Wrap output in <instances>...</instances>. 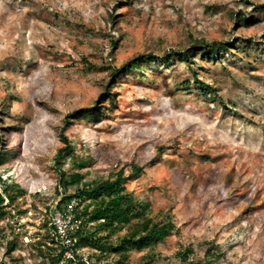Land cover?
<instances>
[{
  "label": "rangeland",
  "instance_id": "rangeland-1",
  "mask_svg": "<svg viewBox=\"0 0 264 264\" xmlns=\"http://www.w3.org/2000/svg\"><path fill=\"white\" fill-rule=\"evenodd\" d=\"M261 5L264 0H0V105L6 102L21 126L5 141L14 155L0 168V189L7 182L12 193L23 190L5 207L11 216L0 219V264H50L29 244L49 233L61 197L121 168L128 174L132 164L143 169L127 191L150 203L152 217L168 215L177 228L154 248L152 264H264V9L253 13ZM239 11L253 13L251 26L229 17ZM110 12L117 17L113 27ZM188 36L236 46V57L195 58L198 78L217 90L214 101L194 85L184 91L181 83L191 75L183 64H151L117 81L109 117L66 123L73 110L92 107L108 68L146 51L184 49ZM111 40L119 41L114 50ZM61 136L76 159H57ZM77 159L87 167L80 169ZM59 170L84 180L65 190ZM10 228L23 235L6 256ZM211 246L222 259L206 257ZM185 248L193 253L180 256ZM49 249L41 247L43 254L58 253ZM90 254L85 248L76 259L104 264ZM145 256L151 254L131 252L129 264Z\"/></svg>",
  "mask_w": 264,
  "mask_h": 264
},
{
  "label": "trees",
  "instance_id": "trees-1",
  "mask_svg": "<svg viewBox=\"0 0 264 264\" xmlns=\"http://www.w3.org/2000/svg\"><path fill=\"white\" fill-rule=\"evenodd\" d=\"M120 4H118L119 6ZM259 7L264 9V6L254 8V12ZM253 13L248 12H231L229 17L233 19L235 24L240 26H251L255 17ZM117 17L110 12L107 22L110 26H114ZM119 40V39H118ZM118 40H111L109 46L111 50L116 49ZM121 40V39H120ZM260 39L259 41H261ZM258 42V41H257ZM260 43V42H259ZM251 43L246 41V45ZM234 43H212L203 39H195L188 36L184 49L163 51L158 54L154 50L146 51L140 55L128 59L122 66L113 69H107V78L102 84V92L93 100L90 108H82L73 110L65 116V121L68 125H72L76 121L86 119L88 122L96 124L100 123L106 117H109L116 108L115 86L117 81L127 76L133 71H142L145 65L154 64L156 66H165L171 68L175 63L183 64L191 75L189 79L182 81L181 87L184 91L190 89V85L195 86L197 93L206 101H214L217 92L216 88L211 84L202 81L198 78V71L195 70L198 62L195 60L197 55L201 59L208 61H216L221 59V55L236 57L237 52ZM88 65V69L98 70L100 67ZM222 108L229 109V106L217 98ZM5 102V101H4ZM9 119V120H6ZM21 126L17 121L11 119L8 113L7 103L0 105V168L6 165L12 156V150H9L6 139L12 133H19ZM60 141L63 146L57 151V159L63 156H72L76 159L72 143L66 137L61 136ZM80 169L87 167V160H74ZM62 167L60 163L57 165ZM143 167L138 164H132L128 174L121 168L110 174L104 180L90 186L77 189L72 195L61 197L56 208H60L72 198L79 200V209L76 214L82 221V229L77 232V246L87 248L91 251L90 257H95L96 262L104 261V264H129V255L131 252L147 251L151 257L145 256L140 259L139 264H152L154 248L166 240L173 233L177 232V228L171 222L168 215L156 219L151 216V205L144 201L132 192H128L126 184L129 180L140 175ZM61 172V170H59ZM84 180V175L80 173L65 174L61 172L59 176V186L65 190L72 186H78ZM13 186L3 182L0 189V219L2 217L11 216L5 212L7 204H13L18 195L22 193V189L15 188V193H12ZM45 227V226H44ZM20 232H14L10 228V240L5 245L4 255L10 256L17 248L16 242L22 238ZM36 252L44 259H47L50 264H83L75 257L74 260L62 261V253H55L51 256L43 254L41 247H49V250L57 249V245L48 234L43 236V239L33 241L31 244ZM55 248H54V247ZM52 247V248H51ZM60 247H58L59 249ZM216 248L211 246L206 251V257L215 260L222 259V254L216 252ZM193 251L190 248H185L184 252L179 253L180 256L191 255Z\"/></svg>",
  "mask_w": 264,
  "mask_h": 264
},
{
  "label": "built area",
  "instance_id": "built-area-1",
  "mask_svg": "<svg viewBox=\"0 0 264 264\" xmlns=\"http://www.w3.org/2000/svg\"><path fill=\"white\" fill-rule=\"evenodd\" d=\"M54 206L50 212L49 217V235L60 247L58 253H62V261L74 260L75 257L80 256L85 248L77 246V232L82 229V221L77 217V210L79 209V200L72 198L60 208Z\"/></svg>",
  "mask_w": 264,
  "mask_h": 264
}]
</instances>
